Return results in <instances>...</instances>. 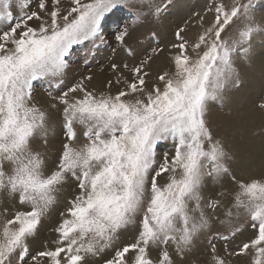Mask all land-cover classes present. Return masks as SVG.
<instances>
[{
  "label": "snow or ice",
  "instance_id": "obj_1",
  "mask_svg": "<svg viewBox=\"0 0 264 264\" xmlns=\"http://www.w3.org/2000/svg\"><path fill=\"white\" fill-rule=\"evenodd\" d=\"M256 2L213 3L207 8L214 11L213 22L201 25L194 41L178 28L171 67L149 86L151 64L163 49L157 43L138 52L128 41L142 25L158 24L173 0H71L64 10L60 0H51L50 9L48 0H0V193L28 209L18 210L3 227L0 264H40L39 258H47L44 264H87L88 257L113 249L129 229L137 232L135 242L113 249L114 256L103 264H176L169 248L183 257L200 237L210 238L207 264H226L216 241L227 245L236 237L240 229L233 218L242 214L250 218L255 236L228 255L251 252L249 264H264V182L237 181L239 191L230 203L223 192L218 198L208 189L227 178L236 181L232 156L214 137L206 113L210 101H222L229 88L239 86L237 65L251 56L252 38L264 34ZM119 10L128 17L115 21L111 35L138 61L131 68L123 65L132 74L127 87L114 95L97 94L85 83L92 77L85 76L65 91L74 46L88 42L96 50L107 45L116 51L105 27ZM34 19L37 27L29 24ZM229 28L237 35L225 37ZM158 37L156 30L150 32L152 40ZM41 81L57 102L50 107L63 106L67 142L52 168L34 147L38 139L46 143L48 135L49 114L33 102ZM76 125L87 141L80 147L72 143ZM160 143L172 147L158 163ZM165 173L168 182L158 184ZM70 180L78 191L53 229L56 247L32 253L30 241ZM216 223L225 230L214 232ZM130 252L134 257L126 260Z\"/></svg>",
  "mask_w": 264,
  "mask_h": 264
},
{
  "label": "rangeland",
  "instance_id": "obj_2",
  "mask_svg": "<svg viewBox=\"0 0 264 264\" xmlns=\"http://www.w3.org/2000/svg\"><path fill=\"white\" fill-rule=\"evenodd\" d=\"M70 2L71 0H60L59 7L61 10H64L68 7ZM220 2L225 5H230L231 0H173L172 5L158 24L148 22L137 28L140 31L136 29L138 32L134 35L132 34L128 43L131 42V44H129L132 47L135 46L133 48L138 52L148 49L149 45L155 47L157 43L159 47L163 49L158 56L154 57L151 65H153L156 58L160 56H162V61H164L165 65L164 67L163 64L160 65L157 72L149 75L147 79L149 86L157 82L158 73L168 71L171 67V57L172 54L176 52L175 49L171 48V44L175 41V31L178 28H183L185 29L184 34L189 41L196 40L198 35L203 31L201 25L207 27L213 22L214 11H207V8L213 3ZM178 4H182V7L189 8L190 10L188 11L189 14H186L187 16L180 17L176 23L174 22L175 20L173 21L174 15L171 12L174 11ZM48 7L49 9L52 7L51 0H48ZM178 8L179 7H177V9ZM32 10L39 11L35 4H33ZM255 14L257 18L264 16V0H257ZM127 17L128 13L126 11L119 10L116 11L114 15H110L107 21L105 34L109 44L116 47L115 52L112 51V47L107 45L99 50L93 49L88 42H85L83 45L74 46L72 54L68 57L69 67L64 78L65 84L63 85L65 91L68 87L79 82L85 76L92 77L90 81H85V83L89 90L97 94L111 93L114 95L119 90H123L127 87L132 74L127 71V69H124L123 65L127 64L129 68H131L138 61L128 56L126 51L116 45L111 35L116 27L115 21L124 20ZM163 20L169 24V30L167 28L171 38L169 43L163 42L161 38V36H163L161 32L162 25L164 24ZM39 23L40 22L35 19L29 22L32 27H37ZM152 30L158 32V40H152L150 38V32ZM229 34L234 36L237 35L233 28H229L223 35L227 37ZM251 53L248 59L243 60L237 65L239 86L229 88L222 101H210L207 107L206 119L214 137L222 141L225 149L232 156V160L229 163L232 173L236 177V181L227 178L219 184L208 185L209 191L214 189L218 198L219 193L223 192L226 203H230L233 195L238 193L239 188L237 181L243 183H249L253 180L264 182V109L259 107L261 103H264V34H257L252 38ZM113 63L120 66L115 71H113L111 67ZM118 71L120 72L118 73ZM121 73L123 74L121 75ZM94 77H102L98 85L93 81ZM118 79L120 83L116 82ZM52 91L53 94H55L57 90L52 89ZM80 95V93H70V96L78 97ZM33 102L45 109L49 114L47 142L45 143L43 140L38 139L34 143V147L43 155L48 168H52L62 153L64 143L67 142L63 128V106L58 105L57 108L50 107L51 104L57 102L52 100L48 95L47 83L42 81L36 82L35 84ZM75 130L77 132V138L72 142L73 146H83L87 142L83 137V129L79 125H76ZM242 139L245 140V143H243ZM254 146L257 147V152ZM171 147V143H160L158 145V163L163 161L166 152L171 155ZM246 148H250L252 151L246 152L245 154L244 150ZM259 152H261V156H259ZM252 160L254 163H252ZM255 161H257V163H255ZM157 181L160 185L166 184L168 182V174L165 173L161 177H158ZM77 191L78 189L75 188V182L70 180L63 186L62 191L56 194V203L42 219L35 239L30 241V250L32 253L45 249L52 250L56 247L53 241L57 238V233L53 229L57 226L58 222L63 219L61 213L65 212L66 208L69 206L68 201L72 199ZM241 198L247 199V197ZM18 210L28 209L27 206H21L18 203L9 201L4 193H0V242H2L3 227L7 224L8 219L12 218ZM233 211H235V209ZM240 212L244 213V209L241 208ZM249 220L250 218L246 214H242L238 218L234 217L233 223L240 229L236 237L231 239L227 245H225V242L222 240L216 241L217 253L225 259L226 264H233L238 258H245V264H249L252 258L251 252L242 256L228 255L229 251L237 249V246H242L243 243L249 242L254 238L255 230L249 226ZM245 226H247L250 236L244 240V242L239 240V238ZM224 230V226L219 223L214 225V232H223ZM136 235L137 232L135 229L124 231L120 238L114 243L113 249L122 248L123 246L134 243ZM209 239L204 237L197 239L192 251L186 253L183 257L176 255L171 248H169V252L176 261V264H207L211 255L208 248ZM113 249L107 250L101 257H88L87 264H93V262L94 264H103L104 260L111 259L114 256ZM151 255L153 259L156 258V252L154 250L151 251ZM128 257H134V254L130 252L126 260ZM39 260L40 264H44L47 258H39ZM31 264H36V262L33 261Z\"/></svg>",
  "mask_w": 264,
  "mask_h": 264
},
{
  "label": "bare ground",
  "instance_id": "obj_3",
  "mask_svg": "<svg viewBox=\"0 0 264 264\" xmlns=\"http://www.w3.org/2000/svg\"><path fill=\"white\" fill-rule=\"evenodd\" d=\"M182 5V4H181ZM181 5H177V7H179L178 9H177V7L174 9V11H172L171 13H173V17H174V19H173V21L174 22H176L177 23V21H178V19H180V17H183V16H185L187 13H188V11L190 10L189 8L187 9L186 7H182ZM182 7V8H181ZM180 11H181V13H180ZM185 13V14H183V13ZM189 14V13H188ZM172 15V14H171ZM187 16V15H186ZM185 18V17H184ZM182 19V18H181ZM187 19V18H186ZM166 20V19H165ZM164 21V20H163ZM182 22V21H181ZM176 23H175V25H176ZM165 24V25H164ZM164 24L162 25V35L163 36H161V38H162V41L164 42H167V43H169L170 42V40H171V38H170V35H169V33H168V31H167V28H168V30H169V24H168V22H165L164 21ZM174 26V25H173ZM172 26V27H173ZM138 30V29H137ZM135 30L132 34L134 35L135 33H137L138 31H140V30ZM136 36V35H135ZM130 44H131V42H129ZM133 47H135V46H133ZM156 63V64H155ZM155 63L153 64V65H151V68H150V75H152L153 73H155V72H157L158 70H159V66L160 65H162L163 64V67H164V61H162V56H160V57H158V58H156V60H155ZM120 71H118V73H119ZM124 76V75H123ZM116 77H117V75H116ZM104 78V77H103ZM101 80H102V77H94L93 78V81L95 82V84L96 85H98L100 82H101ZM94 84V83H93ZM101 85V84H100ZM91 86H94V85H91ZM100 88V87H99ZM116 89V88H115ZM243 140V143H245V140L244 139H242ZM255 148H256V152H257V147L256 146H254ZM252 151V149H250V148H246L245 150H244V152H245V154H246V152H251ZM248 155H250V154H248ZM262 154H261V152H259V156H261ZM252 163H254V161L252 160ZM255 163H257V161H255ZM250 236V233H249V231H248V229H247V226H245V228L241 231V234H240V238H239V240H242V241H244V240H246L248 237ZM241 241V242H242ZM245 242V241H244ZM233 264H245V258H238L237 260H235L234 262H233Z\"/></svg>",
  "mask_w": 264,
  "mask_h": 264
},
{
  "label": "crops",
  "instance_id": "obj_4",
  "mask_svg": "<svg viewBox=\"0 0 264 264\" xmlns=\"http://www.w3.org/2000/svg\"><path fill=\"white\" fill-rule=\"evenodd\" d=\"M201 30V29H200Z\"/></svg>",
  "mask_w": 264,
  "mask_h": 264
}]
</instances>
